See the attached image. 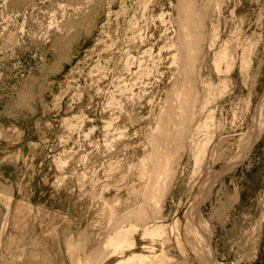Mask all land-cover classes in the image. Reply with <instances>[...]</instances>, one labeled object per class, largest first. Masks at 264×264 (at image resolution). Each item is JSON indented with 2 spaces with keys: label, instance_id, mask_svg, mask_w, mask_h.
I'll return each instance as SVG.
<instances>
[{
  "label": "rangeland",
  "instance_id": "rangeland-1",
  "mask_svg": "<svg viewBox=\"0 0 264 264\" xmlns=\"http://www.w3.org/2000/svg\"><path fill=\"white\" fill-rule=\"evenodd\" d=\"M6 1L0 0V189L14 195L11 205L0 195V264H75V254L85 257L107 238L114 204L119 215L143 204L139 165L151 163L150 134L182 78L175 58L180 0ZM195 1L211 16L204 19L207 38L216 30L220 41L203 54L196 83L200 92L207 90L203 82L213 86L217 99L208 114L215 127L201 139L215 137L201 172L191 153L177 165L159 204L165 239H144L139 228L136 252L164 251L167 264H208L206 251L210 264H264V0ZM221 44L234 57L229 75L224 63L223 75L214 68ZM246 49L253 65L242 72ZM222 82L229 85L225 94ZM68 239L81 247L71 257Z\"/></svg>",
  "mask_w": 264,
  "mask_h": 264
},
{
  "label": "bare ground",
  "instance_id": "bare-ground-1",
  "mask_svg": "<svg viewBox=\"0 0 264 264\" xmlns=\"http://www.w3.org/2000/svg\"><path fill=\"white\" fill-rule=\"evenodd\" d=\"M8 1V0H7ZM6 1V2H7ZM21 1V0H20ZM26 1V0H25ZM24 1V2H25ZM34 1V0H33ZM210 1V0H208ZM207 1V2H208ZM218 1V0H217ZM216 1V3H217ZM223 1V0H222ZM219 1L217 4L222 5ZM3 2V1H2ZM16 2V1H15ZM19 2V1H17ZM180 2V3H179ZM179 3V7H181L180 11H182L180 13V20H179V43H180V48L178 49V55L175 56V58L179 61L178 63L181 65V67L179 68V73H181V80L178 79L177 84H180L179 89H177L176 91H179L178 94L176 93L174 95V98L170 100V98L168 99L169 102L167 103V105L165 104V109L163 110V112L161 113V117L159 118L160 121L158 122V124L156 125L157 127H155V131L153 132V134L151 135V138L149 142H151L152 147L151 148V153L149 155L147 159V161H150L151 163L149 164V162L143 161V163L139 166H141L142 169H138V171H141V176L143 179H145L144 181L141 180L140 182H146L145 183V190L141 194V191L138 193H134L135 196L136 194H138V196H142V200H143V204H141L139 207L137 206V208L135 207V209L133 210H128L127 213H123V215H119L118 213L114 212V208L115 205L114 204V208L109 209L110 215H111V220L113 222V224L111 223L109 224H105L108 225L109 227L106 229L108 233V236L106 239H104V242L99 244L94 243L91 247V251L85 256H81L80 252V256L83 258H80L78 256H75L77 254H75V251H77V249L79 248L77 243L73 242L72 240H69L67 242V250L68 252H70V257L71 255L75 254L74 257L76 258L75 260V264H108L109 261L111 260H116V262L114 264H167L168 263V258L166 257V253L164 251H161L162 253H160V255L158 254H153V251L151 248H147L148 250H151V254L147 255V253H137L136 252V248H137V244H136V240L134 237V233L137 234V231L140 229H142L141 231H143V236L146 238H151V239H165L166 237V231H167V225H162L161 221L158 222V220L162 219V213H163V201L166 198L165 196L169 193L170 190V186H172V182L173 180H175V176L177 174V165L179 163H181V160L183 158V155L185 154H192V156L194 157L193 159H195V162L197 165L196 167L199 168V170L201 169L199 167V165H201L204 162L205 157L207 156L210 144L212 143L213 139H214V135H209V136H214L213 138H203L204 140H202L201 138L203 137V133H206V131H209V129L213 126L215 127V125L213 123H215V118L213 119V111H211V113L208 114L209 112V106L210 105V100L212 98V102H213V98L211 95L212 92L210 93V91L212 90L213 86L210 84H206L203 82L202 88L207 89L205 92L206 94H201V93H205V92H200L198 90V86H196V83L198 84L199 82H197V79L199 78L198 76V67L200 66L201 62L203 61V54L206 53V51L210 52L214 50L216 43H219V35L217 34L216 30L214 31L215 33L209 37V39L207 38L208 35H206V28H205V21L204 19L206 18V16L209 18L208 14H207V9L203 10L200 8H206L205 5L209 6L208 3H205V7H201L200 5H197L198 3L195 0H180ZM215 1H211V3ZM42 3V2H41ZM210 3V2H209ZM7 4V3H6ZM20 4V3H18ZM17 4V5H18ZM22 4V3H21ZM76 4V3H75ZM213 4V3H212ZM211 4V5H212ZM25 5V4H24ZM23 5V6H24ZM44 5V4H43ZM217 5V6H218ZM7 6V5H6ZM34 6V5H33ZM32 6V7H33ZM198 6H200V8H198ZM214 6V5H212ZM1 7V6H0ZM221 7V6H220ZM220 7H214L213 12H217L218 14H220L221 9ZM6 8V7H5ZM4 8V10H5ZM19 8V7H18ZM22 8V7H21ZM210 8H213L210 6ZM209 8V10H210ZM219 8V9H218ZM216 9V10H215ZM18 10V9H17ZM21 10V9H20ZM32 11V10H31ZM220 11V12H219ZM11 12V11H10ZM16 12V10H15ZM62 12V11H61ZM148 12V11H147ZM179 12V11H178ZM8 13V12H7ZM17 13V12H16ZM222 13V12H221ZM65 14V13H64ZM213 14V13H212ZM63 15V14H62ZM109 16V15H108ZM179 16V14H178ZM213 16V15H212ZM10 17V16H7ZM64 17V16H63ZM220 17V16H219ZM8 19V18H7ZM211 19V16L210 18ZM207 20V18L205 19ZM214 20V19H213ZM3 22V21H2ZM14 22V21H13ZM220 22V21H219ZM51 23V22H50ZM211 23V21H210ZM52 24V23H51ZM220 24V23H219ZM213 25V24H211ZM9 26V25H8ZM13 27V26H12ZM14 28V27H13ZM133 28V27H132ZM205 28V29H204ZM216 28V27H215ZM218 28V25H217ZM216 28V29H217ZM220 28V27H219ZM214 29V27L212 28ZM130 30V29H129ZM128 30V31H129ZM205 30V31H204ZM73 31V30H72ZM71 31V32H72ZM220 32V30H218ZM18 32V31H17ZM218 32V33H219ZM211 33V32H209ZM208 34V33H207ZM212 34V33H211ZM235 34V33H234ZM238 34V33H236ZM234 36V35H233ZM17 38V37H16ZM133 38V37H132ZM134 40V39H133ZM16 41V40H15ZM131 41V40H130ZM250 42V41H249ZM252 42V41H251ZM18 43V42H17ZM243 43V41H242ZM247 43V42H246ZM225 44V42H224ZM223 44V45H224ZM227 45V44H226ZM222 46L221 44V49L219 48V52L216 53L215 55H213L215 58L213 59L214 61V68H217V72L216 74L220 75L223 73V71L221 70V65L224 63L227 66V69L225 70V74L229 75L228 73L232 72V68H234V57L232 58L230 56L228 47L230 46ZM249 45V44H248ZM251 45V44H250ZM65 46V45H63ZM257 46V45H255ZM250 47V46H249ZM247 47V48H249ZM241 48V46H240ZM239 48V49H240ZM245 48V47H244ZM257 49V48H256ZM248 50H251L250 48ZM137 52V51H136ZM253 52V51H252ZM251 51H244L241 57V61H242V69H240L242 72H248V70H251V67L253 65V56ZM241 53V52H240ZM252 53V54H251ZM93 55V54H92ZM209 55V54H208ZM237 55V54H236ZM234 56V55H233ZM131 57V56H130ZM206 57V56H205ZM129 58V57H128ZM130 59V58H129ZM128 59V60H129ZM205 59V58H204ZM237 60V58L235 59ZM144 61V60H143ZM127 63V60L125 61ZM151 62V61H150ZM135 63V62H133ZM132 63V64H133ZM143 63V62H142ZM140 63V64H142ZM152 63V62H151ZM154 64V63H153ZM176 64V62H175ZM203 64V62H202ZM216 64V65H215ZM223 64V65H224ZM129 65V63H128ZM179 65V66H180ZM120 66V65H119ZM140 66V65H139ZM132 67V66H131ZM178 67V66H177ZM176 67V68H177ZM223 67V66H222ZM118 68V67H117ZM201 68V67H200ZM215 68V69H216ZM241 68V67H240ZM139 69V68H138ZM235 69V68H234ZM91 70V69H90ZM129 70V69H128ZM140 70V69H139ZM138 70V71H139ZM149 70V69H146ZM229 70V72L227 71ZM231 70V71H230ZM144 71V69H143ZM221 71V72H220ZM104 72V71H103ZM117 72V71H116ZM228 72V73H227ZM12 73V72H11ZM145 73V72H144ZM158 73V71H157ZM146 74V73H145ZM224 74V76H225ZM246 74V73H245ZM120 75V74H119ZM139 75V74H138ZM141 75V74H140ZM144 74L142 73V76ZM178 75V74H177ZM199 75H200V71H199ZM223 75V74H222ZM226 75V76H227ZM242 75V73H241ZM244 75V74H243ZM247 75V74H246ZM225 76V77H226ZM140 77V76H139ZM138 77V78H139ZM149 77V74H148ZM243 77V76H242ZM245 77V76H244ZM101 78V77H100ZM118 78V77H117ZM219 78V77H218ZM220 78H223L220 77ZM120 79V77L118 78ZM140 79V78H139ZM248 79V78H247ZM98 80V79H97ZM101 80V79H100ZM117 80V79H116ZM245 80V79H244ZM27 81V80H26ZM142 81V80H141ZM201 81V80H198ZM120 82V81H119ZM138 82V81H137ZM140 82V81H139ZM176 82V81H175ZM228 81H225V84ZM123 83V82H122ZM143 83V82H142ZM202 83V82H201ZM223 83V82H222ZM119 84V83H118ZM149 84V83H148ZM224 84V83H223ZM225 84L223 87H225ZM231 84V83H230ZM99 85V84H98ZM135 85V84H134ZM176 85V84H174ZM173 85V86H174ZM200 86V88H201ZM221 86V84H220ZM219 86V87H220ZM227 86H229L228 84L226 85L225 89L222 90L224 91V93L221 91L220 93L225 94V91H227ZM86 87V86H85ZM111 87V86H110ZM177 87V86H176ZM212 87V88H211ZM27 88V87H26ZM132 88V87H131ZM215 88V87H214ZM119 89V88H118ZM175 89V87H174ZM92 90V89H90ZM126 90V89H125ZM216 90V89H215ZM171 91V89H170ZM173 91V90H172ZM218 92V90H217ZM42 93V92H41ZM214 93V90H213ZM219 93V95H221ZM130 94V93H129ZM216 94V93H214ZM114 95V94H113ZM171 95V94H170ZM169 95V96H170ZM172 96V95H171ZM214 96V95H213ZM216 96V95H215ZM218 96V94H217ZM224 96V95H223ZM26 98V97H25ZM82 98V97H81ZM217 99V98H215ZM167 100V99H166ZM25 102V100H24ZM215 102V101H214ZM213 104V103H212ZM250 106V105H249ZM212 107V106H211ZM163 109V108H162ZM120 111V109H119ZM123 111V110H122ZM263 110H261V124H260V132L263 128V121H262V116L264 115ZM128 112V111H127ZM120 114V113H119ZM133 114V113H132ZM207 114V118L205 121H202V117H204L203 115ZM120 116V115H119ZM132 116V115H131ZM234 116V115H233ZM158 119V118H157ZM214 120V122H213ZM234 121V120H233ZM213 122V123H212ZM67 123V122H66ZM213 124V126H211ZM70 125V124H69ZM72 126V125H70ZM108 126V125H107ZM70 128V127H69ZM108 129V128H107ZM111 130V128H109ZM74 130V129H73ZM120 130V129H119ZM212 130V129H211ZM215 131V129H214ZM213 131V132H214ZM255 131V130H254ZM18 132V131H17ZM15 134H18V133ZM152 132V131H151ZM122 133V132H121ZM120 133V134H121ZM209 133V132H208ZM255 133V132H254ZM7 134V133H6ZM20 134V132H19ZM119 134V133H118ZM119 134V135H120ZM123 134V133H122ZM121 134V135H122ZM212 134V133H210ZM70 135V134H69ZM111 134H109L110 136ZM115 135V134H114ZM207 135V134H206ZM8 136V135H7ZM118 136V135H117ZM3 137H6L3 136ZM13 137V136H12ZM108 137V136H107ZM106 137V138H107ZM120 137V136H119ZM150 137V136H149ZM205 137V136H204ZM248 137V136H247ZM2 138V137H1ZM7 138V137H6ZM109 138V137H108ZM125 138V137H124ZM246 138V137H245ZM255 138V137H254ZM4 140V139H3ZM107 139H105L106 142ZM118 140V139H117ZM249 140V139H248ZM241 141V140H240ZM249 142V141H248ZM254 142V141H251ZM107 143V142H106ZM105 143V144H106ZM113 143V142H112ZM247 144V142H245ZM104 144V145H105ZM251 144V143H250ZM34 145V144H33ZM149 145V144H148ZM248 145V144H247ZM245 145V146H247ZM110 146V145H109ZM253 145H251L252 147ZM37 147V146H36ZM218 147V146H217ZM216 147V148H217ZM250 147V148H251ZM244 148V147H243ZM246 148V147H245ZM249 148V150H250ZM4 149V148H3ZM107 149V148H106ZM113 149V148H112ZM248 149V148H247ZM109 150V149H108ZM248 150V151H249ZM247 151V152H248ZM108 153V152H107ZM76 154V153H75ZM247 155V154H246ZM76 156V155H75ZM73 156V158L75 157ZM215 156V155H214ZM18 157V156H17ZM246 156H244L243 158H245ZM86 158V157H85ZM70 159V157H69ZM150 159V160H149ZM184 159V158H183ZM55 160V159H54ZM68 160V159H67ZM113 160V159H112ZM242 160V159H241ZM65 161V160H64ZM82 161V160H81ZM17 162V160L15 161V163ZM21 162V161H19ZM55 162V161H54ZM66 162V161H65ZM58 163V162H57ZM87 163V162H86ZM117 163V162H116ZM206 163V162H205ZM13 164V163H12ZM68 164V163H67ZM118 164V163H117ZM204 164V163H203ZM113 165V164H110ZM58 166H60L58 164ZM57 166V167H58ZM68 166V165H66ZM117 166V165H115ZM114 166V168H115ZM119 166V165H118ZM136 166V165H135ZM179 166V165H178ZM64 167V166H63ZM86 167V166H85ZM104 167V165H103ZM195 167V169H197ZM60 168V167H59ZM65 168V167H64ZM118 168V167H117ZM116 168V169H117ZM203 168V167H202ZM61 169V168H60ZM105 169V168H104ZM136 169V168H135ZM62 170V169H61ZM119 170V169H118ZM123 170V169H122ZM94 171V170H93ZM114 171V170H113ZM134 171V170H133ZM198 171V170H197ZM110 172V171H109ZM124 172V171H123ZM195 172V171H194ZM193 172V173H194ZM201 172V170H200ZM199 172V173H200ZM88 174V173H87ZM110 174V173H109ZM112 174V173H111ZM114 174V173H113ZM196 173H194L195 175ZM198 174V172H197ZM79 176V175H78ZM86 176V175H85ZM84 176V177H85ZM88 176V175H87ZM124 176V175H123ZM122 176V177H123ZM196 176V175H195ZM109 177V176H108ZM125 177V176H124ZM123 177V178H124ZM128 176H126L127 178ZM89 178V177H88ZM124 178V179H126ZM86 179V177H85ZM93 179V178H92ZM111 179V177H110ZM119 179V178H118ZM122 180V178H120ZM123 179V180H124ZM132 179V178H131ZM139 179V178H138ZM140 180V179H139ZM59 181V180H58ZM84 182V181H83ZM120 182V180H119ZM122 182V181H121ZM94 183V182H93ZM102 183V182H101ZM117 183V182H116ZM123 183V182H122ZM118 184V183H117ZM116 184V185H117ZM144 184V183H143ZM119 185V184H118ZM122 184L120 183V186ZM95 186V185H94ZM115 186V185H114ZM141 186H143L141 184ZM143 186V189H144ZM3 187V186H2ZM5 187V186H4ZM104 188V187H103ZM109 188V187H107ZM113 188V187H112ZM115 188V187H114ZM123 188V187H122ZM137 188V187H136ZM3 189V188H2ZM94 189V188H92ZM105 189V188H104ZM111 189V187H110ZM133 189V188H132ZM1 190V189H0ZM116 190V189H114ZM136 189L134 188L133 191H135ZM139 190V189H138ZM13 189L11 190V188H5L3 189V191L1 190V194L2 198L5 199V201L10 204L12 199H13V193H12ZM104 191V190H103ZM102 191V192H103ZM94 192V191H92ZM98 192V191H97ZM107 192V191H106ZM122 192V191H121ZM101 193V192H100ZM13 194V195H12ZM96 194V193H95ZM103 195V194H102ZM101 195V196H102ZM133 196L134 198H139L138 196ZM165 197V198H164ZM98 198V197H97ZM118 198V197H117ZM0 199V200H1ZM118 200V199H117ZM130 200V199H129ZM3 201V200H2ZM101 201V200H100ZM105 201V200H104ZM107 201V200H106ZM121 201V200H120ZM119 201V202H120ZM102 202V201H101ZM116 202V201H115ZM119 202L118 205H119ZM125 202V201H124ZM123 202V203H124ZM134 202V201H133ZM138 202L137 200L135 201V203ZM162 202V207L160 206ZM5 203V204H7ZM103 203V202H102ZM105 203V202H104ZM108 203V201H107ZM107 203L106 206L108 205ZM114 203V202H113ZM122 202H120L121 204ZM126 203V202H125ZM139 203V202H138ZM142 203V202H141ZM12 204V203H11ZM10 204V205H11ZM110 204V203H109ZM112 204V203H111ZM110 204V205H111ZM134 204V203H133ZM160 204V205H159ZM8 206V205H6ZM128 206V205H127ZM130 206V203H129ZM134 206V205H133ZM108 207V206H107ZM119 206H117L118 208ZM121 207V206H120ZM124 207V206H123ZM122 207V208H123ZM131 207V206H130ZM105 208V206H104ZM111 208V207H109ZM120 208V209H122ZM163 208V209H162ZM106 209V208H105ZM116 209V208H115ZM119 209V208H118ZM117 209V210H118ZM131 209V208H130ZM199 209V208H198ZM1 210V209H0ZM14 210V209H13ZM124 210V209H123ZM121 211V210H120ZM106 212V210H105ZM103 213L106 214V213ZM119 212V211H118ZM125 212V211H124ZM23 215V214H22ZM102 215V216H103ZM108 215V214H107ZM199 215V214H198ZM5 216V215H4ZM6 217V216H5ZM8 217V216H7ZM6 217V219H7ZM105 218H107L105 216ZM192 218V217H191ZM198 218V217H197ZM5 219V218H4ZM104 219V218H103ZM111 220L109 222H111ZM179 220V219H177ZM189 220V219H188ZM106 223L108 222L107 220ZM99 222V221H98ZM108 222V223H109ZM176 222V221H175ZM191 222V221H189ZM199 222V221H198ZM15 223V222H14ZM105 223V222H104ZM195 223V222H194ZM201 223V222H200ZM5 224V223H4ZM3 224V225H4ZM103 224V223H102ZM176 224V223H175ZM179 224V223H178ZM193 224V223H191ZM199 224V223H198ZM8 225V223H7ZM103 225V226H105ZM173 225V224H172ZM200 225V224H199ZM202 225V223H201ZM200 225V227H201ZM2 226V224H1ZM15 226V225H14ZM181 226V224H180ZM194 226V225H193ZM208 226V225H207ZM4 227V226H3ZM172 227V226H170ZM176 227V226H175ZM105 228V227H104ZM103 228V229H104ZM179 228V227H178ZM4 229V228H3ZM102 229V227H101ZM174 229H177L174 228ZM17 230V229H16ZM100 230V229H99ZM170 230V229H168ZM13 231V230H12ZM85 231V230H84ZM98 231V230H97ZM175 231V230H174ZM199 231V230H198ZM205 231V230H204ZM209 231V230H208ZM3 232V231H2ZM173 232V230H172ZM17 233V232H16ZM66 233V232H64ZM78 233V232H77ZM83 233V231L81 232ZM141 233V232H140ZM178 233V231L176 232ZM180 233V232H179ZM190 233H192L194 236L197 235L196 231L194 230V228H190ZM200 233V232H199ZM208 233V232H207ZM86 234V233H85ZM174 234V233H173ZM210 234V233H209ZM79 235V234H78ZM84 235V234H83ZM100 235V233H99ZM142 235V234H141ZM140 235V236H141ZM177 235V234H176ZM199 235V234H198ZM81 236V235H80ZM79 236V238H80ZM85 237V236H84ZM87 237V236H86ZM105 237V236H104ZM178 237V236H177ZM198 237V236H197ZM90 238V237H89ZM170 238V237H168ZM203 238V237H202ZM17 239V238H16ZM93 238L91 237V240ZM143 239V238H142ZM167 239V238H166ZM177 239V238H176ZM77 240V239H75ZM81 240V239H80ZM89 240V239H86ZM182 240V239H181ZM180 240V241H181ZM147 241V240H146ZM152 241V240H150ZM168 241V240H165ZM178 241V240H177ZM204 241V240H203ZM77 242V241H76ZM80 242V241H78ZM87 242V241H85ZM164 242V240H163ZM162 242V243H163ZM170 242V240H169ZM182 242V241H181ZM66 243V242H65ZM151 243V242H150ZM10 244V242H9ZM8 244V246H9ZM12 244V243H11ZM81 244V243H80ZM87 244V243H86ZM91 244V243H90ZM148 244V243H147ZM178 244V242L176 243ZM13 245V244H12ZM25 245V244H24ZM88 245V244H87ZM143 245V244H142ZM154 245V244H152ZM162 245V244H161ZM179 245V244H178ZM199 245V244H198ZM23 246V245H22ZM81 246H83L81 244ZM85 246V245H84ZM183 244L180 246L182 248ZM19 247V246H17ZM25 247V246H24ZM164 247V246H162ZM179 247V248H180ZM23 248V247H22ZM81 248V247H80ZM79 248V250H80ZM144 248V247H143ZM161 248V247H160ZM165 248V247H164ZM19 249V248H17ZM21 249V248H20ZM84 249V248H83ZM163 249V248H161ZM184 249V248H183ZM182 249V250H183ZM200 249V248H199ZM204 250V252L206 251L204 248H202ZM22 250V249H21ZM66 250V251H67ZM82 250V249H81ZM86 250V248H85ZM154 250V249H153ZM156 250V249H155ZM180 250V249H179ZM194 250V249H193ZM198 250V249H197ZM202 250V252H203ZM10 251V250H9ZM24 251V249H23ZM185 251V250H184ZM85 252V251H83ZM140 252V251H139ZM150 252V251H149ZM184 254L186 252H183ZM22 254V253H21ZM78 254V255H79ZM204 254V253H202ZM201 254V255H202ZM205 258H208V264H210V257L207 254V251L205 252ZM213 254V253H212ZM69 255V253H68ZM170 256V255H169ZM204 256V255H203ZM19 257V256H18ZM24 257V256H23ZM41 257V256H40ZM73 258V256H72ZM213 258V257H212ZM211 258V259H212ZM34 259V258H33ZM36 259V257H35ZM38 259V258H37ZM73 260V259H72ZM170 260V259H169ZM172 260V259H171ZM170 260V261H171ZM74 261V260H73ZM72 262V261H71ZM113 262V261H112ZM216 262V260H215ZM111 263V262H110ZM173 263V260L170 262V264ZM217 263V262H216ZM215 263V264H216Z\"/></svg>",
  "mask_w": 264,
  "mask_h": 264
}]
</instances>
